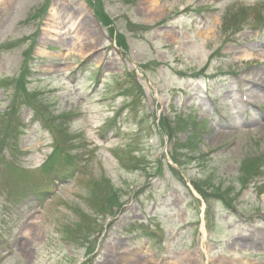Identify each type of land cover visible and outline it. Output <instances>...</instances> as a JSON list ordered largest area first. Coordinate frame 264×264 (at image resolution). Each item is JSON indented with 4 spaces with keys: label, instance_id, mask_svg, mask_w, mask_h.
Here are the masks:
<instances>
[{
    "label": "rangeland",
    "instance_id": "obj_1",
    "mask_svg": "<svg viewBox=\"0 0 264 264\" xmlns=\"http://www.w3.org/2000/svg\"><path fill=\"white\" fill-rule=\"evenodd\" d=\"M218 1L224 19L211 29L208 20L193 11V6L203 11L202 4L209 0H1L0 80L6 81L0 83V239L7 242L16 239L19 221L27 213H36L35 223L20 251L11 250L5 262L92 264L94 256L104 251L97 260L102 258V264H110L129 248L136 251L135 245L126 246L129 239L122 236L137 228L135 221L142 220L141 216L149 218L152 194L158 200L166 193L165 204L154 214H158L165 235L179 234L170 241L167 254L163 251V256H170L167 264H232L238 259L264 264V173L258 179L255 177L259 163L264 164V59L248 61L239 57L235 61L234 55L229 56L234 32L241 28L233 26L230 18L235 15L249 29L243 44L245 49L249 35L259 34L264 28V21L255 23L264 18V0ZM154 5L155 13L151 10ZM240 5L248 7V15L242 13ZM254 6L261 10L255 11ZM55 10L61 14H53ZM63 10L70 14L63 15ZM95 12L112 18L116 31L98 22ZM58 16L66 18L67 28L61 32L66 35L55 34L56 26L63 27L58 25L62 23ZM80 17H85L80 30L77 28L80 34L72 38L69 31ZM90 17L94 23H89ZM223 23L231 30L222 29ZM209 28L210 35H206ZM119 40L127 49L125 53L114 46ZM256 40L258 48L264 50V37ZM69 43L71 48L66 53L63 49ZM251 50L257 54L256 48ZM210 55L207 70L216 72L214 79L209 77L210 72L201 70ZM77 63L92 72L101 64L109 72L99 96L86 97L92 86L88 76L70 83L69 72ZM140 64L147 67L141 70L143 76L136 82L130 75L135 70L133 66ZM27 67L32 75L26 79L27 84L21 85ZM55 85H62L63 90L52 94L50 89ZM240 88L262 110L252 108L251 117L244 113ZM108 93H112L116 102L100 100ZM207 94L211 97L218 94V100L210 105L203 98ZM123 95L134 101L135 108L131 117H121L127 124L120 138L101 148L100 133H107L106 127L115 123L116 116L109 119L108 112L112 107L117 108L118 103L127 102ZM48 98L50 101L44 105ZM219 101L218 113L214 106ZM73 111L82 112L74 122L77 113ZM67 112L70 114L65 117L70 118L61 120L59 127L54 126L59 119L53 116ZM160 115L174 121L170 124L169 137L163 134L166 125L160 124ZM195 118L197 121L191 123L190 119ZM25 122L32 125L34 135H22L16 148L9 144L8 150H4L3 145L12 142L14 131L18 130L16 126ZM55 135L62 147L69 144L74 150L77 145L82 155L88 154L86 170L66 181L44 204L15 198L17 195L9 191L16 184L44 181L39 177L41 165L52 150ZM91 148H95L98 156ZM196 153L199 158L196 156L190 163L188 157ZM171 154L186 158L189 185L170 169L162 179L156 175L158 160L167 163ZM25 159H29L30 170L5 161L17 165ZM19 170L25 171L24 177L19 175ZM108 181L112 187L107 185ZM200 189L203 192L213 189L208 207L214 216L204 220L210 232L206 236L198 232L192 239L194 225L187 230L179 228L188 215L195 219L197 209L201 210L202 202L195 200ZM114 192L117 196L113 197L124 203L125 209L105 226L116 208L110 211L107 205ZM99 194L100 197L96 196ZM219 201H230L229 211ZM105 208L109 215L99 220L93 218L92 213H104ZM81 234L89 236L91 241L82 240ZM160 245V239L152 244L151 254L156 251L158 257H153L151 264H162ZM91 247L96 249V254L89 260ZM110 250L116 253L110 256ZM130 256L133 254L123 258ZM140 258L135 255L136 261Z\"/></svg>",
    "mask_w": 264,
    "mask_h": 264
},
{
    "label": "bare ground",
    "instance_id": "obj_2",
    "mask_svg": "<svg viewBox=\"0 0 264 264\" xmlns=\"http://www.w3.org/2000/svg\"><path fill=\"white\" fill-rule=\"evenodd\" d=\"M0 2H1V0H0ZM156 9H157V7L154 5V6H151V10H153L154 11V13L156 12ZM59 14H61V11L59 12ZM64 14H70L69 12L67 13V12H65L64 10H63V15ZM84 18V17H83ZM244 58V60L245 59H252L253 57H254V55H252V54H249V53H247V52H242L240 55H238V58ZM258 57L260 58V59H262L263 58V56L262 55H258ZM249 82V81H248ZM153 254H151V250H149L148 249V252H147V255H146V257H145V263L144 264H151V261H152V258H153V256H152ZM248 264H258L257 262H249Z\"/></svg>",
    "mask_w": 264,
    "mask_h": 264
}]
</instances>
